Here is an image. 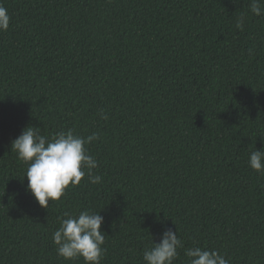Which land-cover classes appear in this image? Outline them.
I'll return each instance as SVG.
<instances>
[{
	"label": "trees",
	"instance_id": "16d2710c",
	"mask_svg": "<svg viewBox=\"0 0 264 264\" xmlns=\"http://www.w3.org/2000/svg\"><path fill=\"white\" fill-rule=\"evenodd\" d=\"M0 3L11 16L0 32V264H85L52 240L65 212L85 209L105 218L101 264H144L166 227L184 244L174 264L194 246L264 264V175L248 163L264 151V16L251 0ZM30 125L99 133L88 147L102 182L85 177L40 206L11 151Z\"/></svg>",
	"mask_w": 264,
	"mask_h": 264
},
{
	"label": "clouds",
	"instance_id": "9594fccd",
	"mask_svg": "<svg viewBox=\"0 0 264 264\" xmlns=\"http://www.w3.org/2000/svg\"><path fill=\"white\" fill-rule=\"evenodd\" d=\"M250 10L264 16L262 0H251ZM245 14L238 17L236 27L243 29ZM11 16L0 3V32L8 31ZM249 49V53H252ZM108 119L107 115L103 116ZM100 139L99 133L82 136L73 129L48 136L39 127L27 126L12 141L11 151L27 165V190L40 206L49 207V201H59L70 187H76L87 177L88 182L99 184L102 176L94 173L99 164L91 155L89 145ZM249 166L264 175V151L254 150L249 156ZM60 227L52 235L57 254L65 260L82 257L85 264H101L105 254V218L101 212L85 209L78 214L65 212ZM184 248L177 231L165 228L160 242H153L143 251L144 264H174L179 249ZM188 264H229L218 250L194 246L184 249Z\"/></svg>",
	"mask_w": 264,
	"mask_h": 264
}]
</instances>
